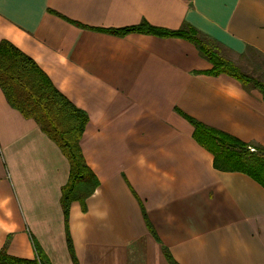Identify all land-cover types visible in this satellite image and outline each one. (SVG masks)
<instances>
[{
  "label": "crops",
  "instance_id": "obj_1",
  "mask_svg": "<svg viewBox=\"0 0 264 264\" xmlns=\"http://www.w3.org/2000/svg\"><path fill=\"white\" fill-rule=\"evenodd\" d=\"M142 24L198 31L264 79V0H0V42L87 113L99 179L66 218L69 159L0 87V249L39 248L49 264H264V178L200 144L191 121L264 150L262 92L209 73L182 36L111 32Z\"/></svg>",
  "mask_w": 264,
  "mask_h": 264
},
{
  "label": "trees",
  "instance_id": "obj_2",
  "mask_svg": "<svg viewBox=\"0 0 264 264\" xmlns=\"http://www.w3.org/2000/svg\"><path fill=\"white\" fill-rule=\"evenodd\" d=\"M133 31L187 38L193 41L202 55L213 64L209 73L229 74L243 84L259 89L264 96V79L261 78L263 73L258 72L256 67L253 72H247L232 60L219 56L215 51L218 45L198 31L190 29L169 31L142 24L111 32L127 34ZM0 87L11 106L25 117L35 119L69 159L70 177L62 190L63 208L68 218L72 203L75 201L84 203L99 185V179L88 165L81 148V138L89 122L87 113L55 86L48 74L31 56L8 40L0 42ZM191 121L195 125L194 137L200 144L222 158L228 165L249 172L260 179L264 178L262 148L259 154H249L251 153L248 152L249 145L241 139L207 127L194 119ZM0 264H49V261L39 248L34 260L15 257L0 249Z\"/></svg>",
  "mask_w": 264,
  "mask_h": 264
},
{
  "label": "rangeland",
  "instance_id": "obj_3",
  "mask_svg": "<svg viewBox=\"0 0 264 264\" xmlns=\"http://www.w3.org/2000/svg\"><path fill=\"white\" fill-rule=\"evenodd\" d=\"M215 51L218 53L219 56L227 58L229 60H232L236 64L240 65L245 71H247V72L248 71H252V72L254 71L253 68L249 65L252 60H250V62H248L247 60H237L235 57H233V56L231 57L228 53H225L224 50H222V48L219 46L216 47ZM255 59H256V57H255ZM248 149H249L248 152H251L249 154L261 153V151L259 152V150H260L259 148L252 149L251 147H248ZM239 151H241V150H239Z\"/></svg>",
  "mask_w": 264,
  "mask_h": 264
},
{
  "label": "built area",
  "instance_id": "obj_4",
  "mask_svg": "<svg viewBox=\"0 0 264 264\" xmlns=\"http://www.w3.org/2000/svg\"><path fill=\"white\" fill-rule=\"evenodd\" d=\"M252 149H254V148H252Z\"/></svg>",
  "mask_w": 264,
  "mask_h": 264
}]
</instances>
